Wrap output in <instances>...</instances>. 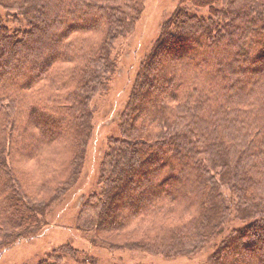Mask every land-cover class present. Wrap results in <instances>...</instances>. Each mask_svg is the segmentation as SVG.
I'll use <instances>...</instances> for the list:
<instances>
[{
    "label": "trees",
    "instance_id": "1",
    "mask_svg": "<svg viewBox=\"0 0 264 264\" xmlns=\"http://www.w3.org/2000/svg\"><path fill=\"white\" fill-rule=\"evenodd\" d=\"M142 6L0 0V253L30 240L79 178L90 102L107 91L114 43ZM77 214L92 246L111 252L211 251L207 264H264V0L179 1L140 63ZM66 260L98 264L70 243L39 264Z\"/></svg>",
    "mask_w": 264,
    "mask_h": 264
},
{
    "label": "rangeland",
    "instance_id": "2",
    "mask_svg": "<svg viewBox=\"0 0 264 264\" xmlns=\"http://www.w3.org/2000/svg\"><path fill=\"white\" fill-rule=\"evenodd\" d=\"M179 1L141 0L143 6L139 20L128 35L114 43L112 57L116 60L117 66L107 91L96 95L90 102L92 132L87 141L79 178L70 189L65 190L62 196L49 203L41 216V224L30 240L19 242L0 253V264H39L50 250L68 243L74 249L86 252L92 259H97L98 264H207L211 251L198 253L193 257L164 259L142 252L127 250L111 252L105 247L97 248L92 246L91 236L80 231L76 226L78 208L97 185L99 166L106 150L107 139L116 135L140 63L153 49L161 27L171 18L179 6ZM186 44L192 47V42L187 41ZM194 54L195 52L190 56L196 58ZM39 124L46 131L56 130L53 122L43 118ZM123 194L126 195V191H123ZM100 237L116 244L138 239L115 238L111 235ZM250 249L248 247L243 252ZM239 251L242 250L238 246L232 248L234 254ZM63 264L69 262L66 260Z\"/></svg>",
    "mask_w": 264,
    "mask_h": 264
}]
</instances>
